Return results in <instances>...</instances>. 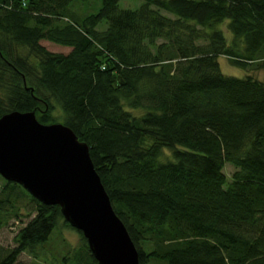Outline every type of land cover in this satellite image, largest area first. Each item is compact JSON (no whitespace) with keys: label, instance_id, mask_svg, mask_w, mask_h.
Instances as JSON below:
<instances>
[{"label":"trees","instance_id":"obj_1","mask_svg":"<svg viewBox=\"0 0 264 264\" xmlns=\"http://www.w3.org/2000/svg\"><path fill=\"white\" fill-rule=\"evenodd\" d=\"M85 2L0 0V115L33 110L86 143L138 264H264V80L217 60L264 71V0H98L78 13ZM21 217L0 264L40 257L69 225L3 179L0 227ZM75 230L78 246L48 264H98Z\"/></svg>","mask_w":264,"mask_h":264},{"label":"water","instance_id":"obj_2","mask_svg":"<svg viewBox=\"0 0 264 264\" xmlns=\"http://www.w3.org/2000/svg\"><path fill=\"white\" fill-rule=\"evenodd\" d=\"M0 176L19 183L85 238L98 264H138L136 248L112 208L84 141L33 110L0 115Z\"/></svg>","mask_w":264,"mask_h":264},{"label":"rangeland","instance_id":"obj_3","mask_svg":"<svg viewBox=\"0 0 264 264\" xmlns=\"http://www.w3.org/2000/svg\"><path fill=\"white\" fill-rule=\"evenodd\" d=\"M141 0H118V6L120 7H136ZM97 5V6H96ZM99 5L98 0H86L84 4L76 5V11L80 14L88 13L90 11H94ZM96 7V8H95ZM226 20L216 24L219 28H221L226 38L228 39L229 33L225 27ZM40 43L43 44L47 49L52 51H61L67 52L69 50L68 46H64L61 44H57L46 39H41ZM217 60L219 63V68L221 72L225 74H232L241 76L244 72L250 73L253 77L258 79L264 80V71L260 68H246V70L239 68L233 65L228 58L220 54L217 56ZM56 116L59 115L58 110H54ZM58 119V118H57ZM61 119V117H60ZM170 148L163 147L161 157L166 158L170 155ZM159 159H161L159 157ZM234 167L231 163L225 161L222 167L223 172L225 173L226 179L230 180V175L233 171ZM3 177L0 176V185L3 182ZM225 185V184H224ZM27 201V198L23 196L19 201V205L23 208V204ZM24 211V210H23ZM22 219V220H21ZM20 220L11 218L8 220L7 225L0 227V243L4 245H12V235L15 230L18 228L19 225L26 219V217H21ZM80 242V237L78 232L69 225H66L62 222L61 219L58 220L57 225L53 227L51 230L47 241L42 245L41 256L37 258H33L32 256L28 255L26 252H21L18 256V259L23 264H48L49 261H54L55 263L58 262V258L60 261V255L65 252L66 249H69L73 246H78ZM59 264V263H57Z\"/></svg>","mask_w":264,"mask_h":264}]
</instances>
